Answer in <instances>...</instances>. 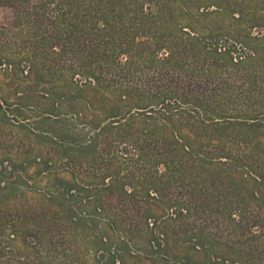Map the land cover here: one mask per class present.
<instances>
[{
  "label": "trees",
  "instance_id": "obj_1",
  "mask_svg": "<svg viewBox=\"0 0 264 264\" xmlns=\"http://www.w3.org/2000/svg\"><path fill=\"white\" fill-rule=\"evenodd\" d=\"M2 8L0 264H264V0Z\"/></svg>",
  "mask_w": 264,
  "mask_h": 264
},
{
  "label": "rangeland",
  "instance_id": "obj_2",
  "mask_svg": "<svg viewBox=\"0 0 264 264\" xmlns=\"http://www.w3.org/2000/svg\"><path fill=\"white\" fill-rule=\"evenodd\" d=\"M12 16H13L12 11H10L9 9H6V8L0 9V23L9 24L12 20ZM30 240H31L30 242L33 243V238H31ZM15 246H16V250L14 251H16V253L14 255H16V257L23 258V259L25 257L26 258L29 257L32 259L31 264H34L33 263V249L31 251H27V249L25 248L26 245L23 243L22 240H20V242H18V244ZM11 251H12V248L7 249L6 254ZM76 258L77 257H74L72 255L67 256L66 264H74ZM80 259H81L80 264H104L103 259L99 257V255H84Z\"/></svg>",
  "mask_w": 264,
  "mask_h": 264
}]
</instances>
